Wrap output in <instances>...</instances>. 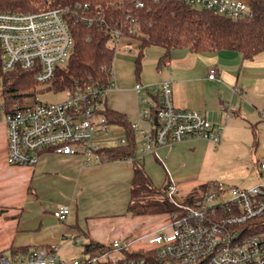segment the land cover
<instances>
[{
    "label": "crops",
    "instance_id": "crops-1",
    "mask_svg": "<svg viewBox=\"0 0 264 264\" xmlns=\"http://www.w3.org/2000/svg\"><path fill=\"white\" fill-rule=\"evenodd\" d=\"M164 52L160 47H148L137 73L140 44L122 37L115 51L107 109L135 122L143 95L137 93L136 84L151 91L169 82L177 108L204 112L213 124L224 125V133L219 144L192 139L161 147L157 153H139L153 184L161 188L172 179L177 201V196L185 200L208 184L258 185L259 166L264 163V53L245 60L236 51L201 54L179 49L159 66ZM213 68L218 71L216 80L209 79ZM211 152L232 159L249 180L238 179L234 184L225 177L221 181L199 180ZM6 155V126L0 122V262L2 257L25 258L37 248H57L60 260L71 263L89 256L84 246L91 240L107 246L115 240H130L123 220H127L132 199L131 161L88 167L80 157L45 151L31 167L11 166ZM63 206L69 207L70 213L61 221L54 211ZM142 247L146 245L134 249Z\"/></svg>",
    "mask_w": 264,
    "mask_h": 264
},
{
    "label": "built area",
    "instance_id": "built-area-1",
    "mask_svg": "<svg viewBox=\"0 0 264 264\" xmlns=\"http://www.w3.org/2000/svg\"><path fill=\"white\" fill-rule=\"evenodd\" d=\"M180 1L236 20L253 15L249 0ZM136 6L143 4L137 2ZM122 37L117 38L115 51ZM73 47L74 38L63 10L0 12V51L5 71L19 67L34 71L37 82L46 85L58 68L68 64ZM217 73V69H211L209 79L216 80ZM112 85L113 82L104 90L67 89L69 95L63 101L38 100L35 106L4 113L6 162L32 167L43 152L50 151L80 157L88 167L102 163L103 149L109 146L103 138L111 137L104 111ZM135 89L143 93L139 99L140 115L132 123L142 156L186 140L221 142L224 125L213 124L204 112L177 108L169 82L160 83L151 91L138 83ZM119 142L126 144V137ZM259 175V184L250 188L214 185L195 205L177 202V186L169 179L168 195L177 209L167 213L168 225L160 231L134 240H115L110 251L71 263L60 260L57 248H37L25 258L2 257L0 264H264V229L259 230L264 216V163L259 166ZM69 213L70 208L63 206L54 211V216L63 221ZM141 240L146 241V247L134 249ZM137 252L145 255L127 256Z\"/></svg>",
    "mask_w": 264,
    "mask_h": 264
},
{
    "label": "trees",
    "instance_id": "trees-1",
    "mask_svg": "<svg viewBox=\"0 0 264 264\" xmlns=\"http://www.w3.org/2000/svg\"><path fill=\"white\" fill-rule=\"evenodd\" d=\"M253 15L232 19L214 12L186 5L180 0H0V12L37 13L63 10L64 19L74 38L73 52L68 64L58 68L46 87L38 83L36 73L22 68L5 71L0 51V78L5 100L4 113L35 106L38 95L76 89L104 90L113 82L115 42L128 36L140 44L136 72L142 66L144 51L160 47L165 52L159 66L169 60L175 50L188 49L193 53H213L229 50L252 60L264 53V0H249ZM137 2L143 4L137 7ZM85 5L87 7H85ZM155 98V95L149 93ZM110 125L123 128L127 143L103 149V162L131 161L134 168L132 199L129 212L136 216L162 215L176 211L168 195V184L157 188L137 157L138 134L128 118L106 109ZM214 187L204 185L188 196L184 203L195 205L202 194ZM259 230L264 229V216ZM110 246L91 240L84 253L96 256L110 251ZM30 252V251H28ZM143 252L127 253L129 258L142 257Z\"/></svg>",
    "mask_w": 264,
    "mask_h": 264
},
{
    "label": "rangeland",
    "instance_id": "rangeland-1",
    "mask_svg": "<svg viewBox=\"0 0 264 264\" xmlns=\"http://www.w3.org/2000/svg\"><path fill=\"white\" fill-rule=\"evenodd\" d=\"M46 85H43L42 87H46ZM3 84L2 80L0 78V121L2 123L3 116H4V104L5 100L3 97ZM69 93L67 91H61V92H54V91H43L38 95V100L42 103H57L60 101H63L67 98ZM109 131L111 134V137L103 138L104 142H106L109 146H119L120 142L119 140L123 137H126V132L123 128H120L118 126L110 125ZM138 142V146H139ZM136 155H139V151L137 150ZM232 159H228L226 157H223L222 155H215L212 152L209 153V155L206 157L205 165L202 169V171L198 175V179L202 180L203 182H208L214 180V181H221L222 178L225 177V179L228 182L235 183L239 180H242L244 182H247L248 175L240 174L239 171L236 169V163L234 161H231ZM239 186H243V184H239ZM241 188V187H240ZM177 199L182 204L184 203V200L179 196H177ZM187 205V204H185ZM168 214H162V215H147V216H136L132 213H128L127 220L124 221V225L128 227V230L130 233L127 235V237L130 240H134L139 237H144L150 233H154L156 231H160L162 227L168 225ZM122 221V222H123ZM162 232V231H161ZM146 241H139L137 243V246H145ZM79 248H81L79 246Z\"/></svg>",
    "mask_w": 264,
    "mask_h": 264
}]
</instances>
